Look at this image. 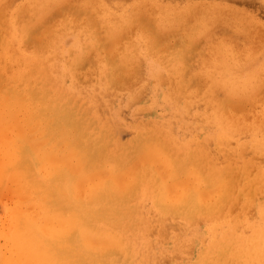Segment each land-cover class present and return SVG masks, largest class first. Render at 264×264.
<instances>
[{
	"label": "bare ground",
	"instance_id": "obj_1",
	"mask_svg": "<svg viewBox=\"0 0 264 264\" xmlns=\"http://www.w3.org/2000/svg\"><path fill=\"white\" fill-rule=\"evenodd\" d=\"M256 21L68 0L23 27L0 75V264H264Z\"/></svg>",
	"mask_w": 264,
	"mask_h": 264
},
{
	"label": "rangeland",
	"instance_id": "obj_2",
	"mask_svg": "<svg viewBox=\"0 0 264 264\" xmlns=\"http://www.w3.org/2000/svg\"><path fill=\"white\" fill-rule=\"evenodd\" d=\"M67 1L68 0H0V75L4 72L7 59L11 56H16L19 51V42L25 40V38L22 37V28L27 26L30 28L36 27L38 25L39 16L44 13L45 10H50L58 6L61 8L65 7ZM177 1L186 4L190 0ZM193 1L203 4H206V2H215L222 5H229L236 9L244 10L248 15L251 14L256 18V24L259 28L257 29L255 43L250 49V58L252 59L250 66H252V72H260V70L264 68V0ZM3 83L4 78L0 77V93L4 88L5 83ZM2 193L6 194V196ZM0 199V216H3L4 206H8L7 204L10 203V196L6 192L4 193L1 191V187Z\"/></svg>",
	"mask_w": 264,
	"mask_h": 264
}]
</instances>
